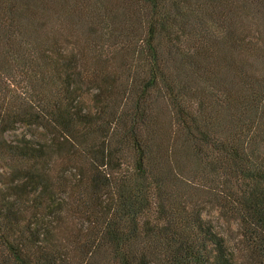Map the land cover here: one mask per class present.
Returning <instances> with one entry per match:
<instances>
[{
  "label": "trees",
  "instance_id": "trees-1",
  "mask_svg": "<svg viewBox=\"0 0 264 264\" xmlns=\"http://www.w3.org/2000/svg\"><path fill=\"white\" fill-rule=\"evenodd\" d=\"M0 264H264V0H0Z\"/></svg>",
  "mask_w": 264,
  "mask_h": 264
},
{
  "label": "rangeland",
  "instance_id": "rangeland-1",
  "mask_svg": "<svg viewBox=\"0 0 264 264\" xmlns=\"http://www.w3.org/2000/svg\"><path fill=\"white\" fill-rule=\"evenodd\" d=\"M24 133H25V129L21 128V129L16 130L14 133L8 134L7 138L12 139L14 137H20ZM202 217L206 221H209L210 223H212L216 231L219 232L225 238V240L230 244V246L235 248L237 235H236V232L234 231L235 229L233 225L223 222L218 217L217 213L214 211L204 212L202 214Z\"/></svg>",
  "mask_w": 264,
  "mask_h": 264
}]
</instances>
